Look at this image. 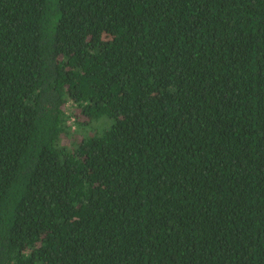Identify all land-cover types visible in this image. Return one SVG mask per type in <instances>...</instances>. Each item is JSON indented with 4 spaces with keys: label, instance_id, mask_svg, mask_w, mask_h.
<instances>
[{
    "label": "trees",
    "instance_id": "1",
    "mask_svg": "<svg viewBox=\"0 0 264 264\" xmlns=\"http://www.w3.org/2000/svg\"><path fill=\"white\" fill-rule=\"evenodd\" d=\"M0 264H264V0H0Z\"/></svg>",
    "mask_w": 264,
    "mask_h": 264
},
{
    "label": "rangeland",
    "instance_id": "2",
    "mask_svg": "<svg viewBox=\"0 0 264 264\" xmlns=\"http://www.w3.org/2000/svg\"><path fill=\"white\" fill-rule=\"evenodd\" d=\"M67 108H68V113H72V112H74V111H73L74 109L72 108L71 105H68ZM71 122H72V121H71ZM75 128H76V125H73V131H76Z\"/></svg>",
    "mask_w": 264,
    "mask_h": 264
}]
</instances>
